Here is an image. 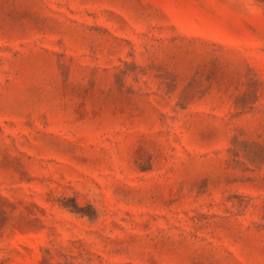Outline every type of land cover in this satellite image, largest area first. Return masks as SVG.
<instances>
[{
  "label": "rangeland",
  "instance_id": "1",
  "mask_svg": "<svg viewBox=\"0 0 264 264\" xmlns=\"http://www.w3.org/2000/svg\"><path fill=\"white\" fill-rule=\"evenodd\" d=\"M0 264H264V0H0Z\"/></svg>",
  "mask_w": 264,
  "mask_h": 264
}]
</instances>
